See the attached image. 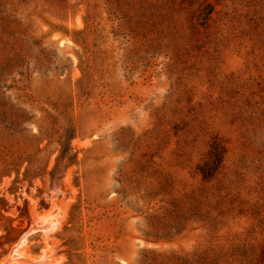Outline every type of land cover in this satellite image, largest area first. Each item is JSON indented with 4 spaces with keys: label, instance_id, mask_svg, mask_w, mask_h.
Instances as JSON below:
<instances>
[{
    "label": "rangeland",
    "instance_id": "obj_1",
    "mask_svg": "<svg viewBox=\"0 0 264 264\" xmlns=\"http://www.w3.org/2000/svg\"><path fill=\"white\" fill-rule=\"evenodd\" d=\"M0 264H264V0H0Z\"/></svg>",
    "mask_w": 264,
    "mask_h": 264
},
{
    "label": "trees",
    "instance_id": "obj_2",
    "mask_svg": "<svg viewBox=\"0 0 264 264\" xmlns=\"http://www.w3.org/2000/svg\"><path fill=\"white\" fill-rule=\"evenodd\" d=\"M211 12H208L210 14ZM210 155H213V160L217 163L221 161V158L224 154V148L217 142L214 143L211 151H209Z\"/></svg>",
    "mask_w": 264,
    "mask_h": 264
}]
</instances>
